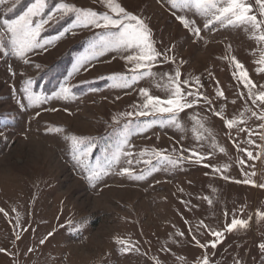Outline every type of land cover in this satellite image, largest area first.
Returning <instances> with one entry per match:
<instances>
[{
    "label": "rangeland",
    "instance_id": "1",
    "mask_svg": "<svg viewBox=\"0 0 264 264\" xmlns=\"http://www.w3.org/2000/svg\"><path fill=\"white\" fill-rule=\"evenodd\" d=\"M22 1L0 4V35ZM51 1L57 7L41 31L42 47L27 54V63L10 45L0 52V264H264V102L256 99L264 92V41L258 33L191 7L174 8L170 0H115L147 25L159 53L136 69L128 57L138 50L107 48L104 28L58 11L69 4L97 19L118 18L106 0ZM246 3L264 21L256 0ZM65 19H72L67 29L44 37ZM182 19L198 21L199 33L185 37ZM178 49H188L186 56ZM71 51L72 66L57 91L36 92L35 79ZM174 63L186 67L180 79L195 71L191 106L176 112V123L168 122L172 113L138 115L149 111L142 90L159 80L155 72L149 86V75L133 77ZM242 72L256 87L245 85ZM104 79L110 83L102 89L73 91ZM28 81L42 98L38 104L27 99ZM63 87L70 89L67 99L58 97ZM72 136L81 140L78 149L92 145L83 165L74 159ZM118 148L119 162L110 164ZM88 168L100 178L87 179ZM234 219L248 227L229 231Z\"/></svg>",
    "mask_w": 264,
    "mask_h": 264
},
{
    "label": "snow or ice",
    "instance_id": "2",
    "mask_svg": "<svg viewBox=\"0 0 264 264\" xmlns=\"http://www.w3.org/2000/svg\"><path fill=\"white\" fill-rule=\"evenodd\" d=\"M5 0H0V4H3ZM107 7L111 9L112 12L116 14V17L113 18L110 15H101L97 19V13L91 10L77 9L73 5L61 4L58 11L63 12H72L77 14V19L81 20L82 23L87 26L88 24H93L96 27L104 28L106 30V35L102 37L103 45L112 50H129L135 49L138 50V54L135 56H129V61L136 60V69H142L148 66L146 62H152L159 55L153 48L151 39H150V30L147 25L140 20L137 16L130 15L127 13L119 4L115 3V0H106ZM172 7L181 8V7H191L196 10L202 16L211 15L215 20L226 22L228 24H242L250 26L251 29L255 30L258 35L256 38L260 41H264V31H261L264 28V21H259L256 15H250L252 8L249 4L246 3V0H170ZM256 3L260 6V15L264 16V0H256ZM47 7V0H34L32 5L27 8V11L20 15L17 19H4L2 22V27L4 28V33L0 35V52L5 51L8 48V45L11 47V53L15 56L24 60L27 63V54L34 49L42 47L39 42L40 34L44 25L47 24L53 17L49 15L45 19H39L36 21L35 18L42 17L44 15L43 10ZM135 22V23H132ZM185 27H188V22L186 20H181ZM115 30V31H114ZM198 34L199 29H194ZM7 35L9 37L8 44L3 43V36ZM234 59V58H233ZM236 67L243 69V65L238 61L235 62ZM264 63V60L261 61ZM37 67H39L37 65ZM135 71V70H134ZM143 75H151L150 72L139 73L137 76H134L133 79H138ZM241 75L244 77L245 85L251 87H256L251 83L247 78V73L242 72ZM180 73H176V81L179 80ZM124 86H130L125 84ZM27 94V99L30 104H38L41 102V97L36 95L31 90V81H28V87L24 89ZM147 98V103L144 105L149 111L140 112L138 115L146 116L152 114L153 111L160 113H172V118L168 121L170 123H176L175 114L178 110H182L185 107H190V103H182L183 93L179 86V83H176V86L173 91L172 98L161 100L159 98L151 97L146 90H142L141 93ZM250 95H255L251 93ZM70 95V89L67 87L61 88L58 97L67 99ZM188 95H192L188 93ZM219 95H223L222 92ZM261 102H264V92H260L256 97ZM255 102V101H254ZM162 105H167L163 107ZM151 106V107H150ZM264 119V117H261ZM161 124H164L165 121L161 120ZM233 121L228 122V127L233 126ZM74 151H79V155L74 156V159L78 163L83 165L84 159L87 158L92 152V145H88L83 148H77V145L81 144V140L75 136L71 137ZM127 143V137L124 138L122 144ZM223 151V149H221ZM122 154V149L118 148L117 152L113 155L110 164H115L119 162L120 155ZM159 155V154H157ZM248 156L251 157L252 153H248ZM164 159H168L164 157ZM169 163H175V161L169 160ZM89 171V176L87 179L90 181L97 180L101 176V172L97 169H86ZM125 174L131 175V172L128 169L124 170ZM138 178V177H137ZM264 187V185H261ZM3 211V209H0ZM261 219H264V213L259 214ZM237 227L247 228L248 223L244 220H233L228 230L232 231ZM217 237H220L222 234L217 232L214 233ZM123 243L122 241H118ZM215 247V243L212 245ZM264 248V245H261ZM0 251H3L0 249ZM203 264H209L208 260L205 259Z\"/></svg>",
    "mask_w": 264,
    "mask_h": 264
},
{
    "label": "trees",
    "instance_id": "3",
    "mask_svg": "<svg viewBox=\"0 0 264 264\" xmlns=\"http://www.w3.org/2000/svg\"><path fill=\"white\" fill-rule=\"evenodd\" d=\"M34 0H24L20 4H18L13 11L8 13L7 19H16L21 14L27 11V8L32 5ZM57 3L55 1H49L47 4V7L44 9V15L41 18H45L48 15L51 14V12L57 7ZM72 24V19H65L49 30H47L43 35L45 38L47 37H53L57 36L60 33H62L65 29H67ZM77 53H79V48H75ZM74 51H71L70 53H67L64 57H62L57 63L52 65L50 68H48L45 72H43L41 75H39L35 79V90L36 92L42 91V93L46 96H52L54 92L58 89V83L57 80L60 81L62 78L66 77L68 74V71L70 67L72 66V59H73V53ZM110 83V80L104 79L101 81H97L96 83H85L79 86H76L73 91L75 94L83 95L88 91H91L93 89H102L105 86H108ZM46 93V94H45Z\"/></svg>",
    "mask_w": 264,
    "mask_h": 264
},
{
    "label": "crops",
    "instance_id": "4",
    "mask_svg": "<svg viewBox=\"0 0 264 264\" xmlns=\"http://www.w3.org/2000/svg\"><path fill=\"white\" fill-rule=\"evenodd\" d=\"M186 21L188 22V27H185L184 24L182 25L183 26L182 32H184L186 34V36L183 33L182 34L185 37H187L188 34L195 35L196 32L194 31V29H197L198 21H196L195 19L194 20L193 19L192 20H186ZM172 40L173 39L171 38L170 41H172ZM172 49L173 48H171L170 50H172ZM176 51H178L177 55L179 57L182 56L181 55L182 51H184V56H186L185 50L178 49ZM176 65H177V63H174V67H172V65H165L164 64V66L161 68H156V69L154 68L156 71H154V69L151 70L152 72L148 71L151 73V75H153V73L155 72L154 73L155 76L153 77V79L159 80L158 84H155V86H149V84H151V85H153V84L150 82V76L151 75L148 76V80H149V82H148L149 92L148 93L151 97L159 98L161 100H166V99L172 98L174 88L176 86V83L178 82L179 86L181 88V91L183 93V98H182L181 102L182 103H188L189 90L190 89L195 90L194 88H196V84H195V86L192 85V87L194 86L193 88L188 87V85H191V83L194 84L193 79L195 78V76H194L195 71L194 70L187 71V75H186L187 77L185 80L179 78V80L176 81V73L179 72L180 75L182 73L185 74L184 70L186 69V67H185V69H183L184 66L177 67ZM189 72H192V75L190 77H188ZM191 78H192V80H191ZM195 81H196V78H195ZM162 106L167 107V105H162ZM165 114L169 115L170 113L165 112Z\"/></svg>",
    "mask_w": 264,
    "mask_h": 264
}]
</instances>
